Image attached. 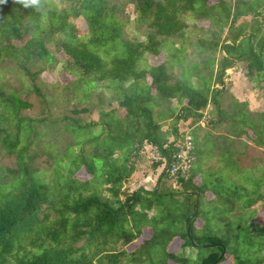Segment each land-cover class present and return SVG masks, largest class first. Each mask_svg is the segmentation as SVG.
I'll return each instance as SVG.
<instances>
[{
    "label": "trees",
    "instance_id": "1",
    "mask_svg": "<svg viewBox=\"0 0 264 264\" xmlns=\"http://www.w3.org/2000/svg\"><path fill=\"white\" fill-rule=\"evenodd\" d=\"M210 1L43 0L37 11L0 0V63L13 62L39 98L33 106L0 83V182L14 188L0 207V264H120L127 256L148 257L150 247L164 240L159 264H264V256L228 252L243 240L264 249V167L239 165L249 143L264 150V111H249L223 80L225 70L238 63L264 95V0ZM248 15L250 22H238ZM78 19L85 20V31L76 27ZM197 22L207 26L188 39ZM128 25L143 38H125ZM51 42L73 76L60 85L63 115L55 117L59 104L39 88L44 69L59 62ZM164 49L176 62L150 64ZM172 102L180 104L178 111ZM33 110L37 114L25 115ZM95 110L96 120L85 119ZM180 121L189 129L182 131ZM62 124L81 139L74 141ZM49 128L60 132L54 138L61 145L36 150L40 143L32 130L44 137ZM186 134L210 143L209 160L200 159L214 172L209 178L191 167L170 175ZM145 145L159 156L153 168L163 165L156 184L121 191ZM193 150L192 145L191 165L199 159ZM68 158L70 166H57ZM249 169L254 186L244 174ZM52 171L57 177L48 192ZM80 171L88 177L80 179ZM168 182L174 186L165 190ZM202 201L216 203L211 214H200ZM145 224L152 230L143 231ZM192 248L205 253L195 257Z\"/></svg>",
    "mask_w": 264,
    "mask_h": 264
},
{
    "label": "rangeland",
    "instance_id": "2",
    "mask_svg": "<svg viewBox=\"0 0 264 264\" xmlns=\"http://www.w3.org/2000/svg\"><path fill=\"white\" fill-rule=\"evenodd\" d=\"M215 1L216 0H211L210 2H215ZM58 3H59V1H58ZM251 18L252 17L248 15V16H245V17H242L241 19H239L238 22L239 23L242 21L250 22ZM75 25L79 29L80 32L86 30L85 20H83V19L76 20ZM192 26L194 27L193 29H191ZM201 26H203L205 28L207 25L204 24L203 22H197L195 24V26L193 24H191L188 32L185 34V37L190 39L191 37H195L196 33L200 35L201 31H199V28ZM124 36L127 39L143 38L141 33H139V32L136 33L132 29V26H130V25L125 27ZM56 39L59 40L60 38L57 37ZM54 45L55 44L53 42H51V44L49 45L50 53H52L56 57V59H58L59 62L57 65L54 64L53 66H49V67L47 65L48 68L44 69V73H42V75H41L42 82L40 83L39 88L41 90H43L48 95L49 100L59 104V107H57L53 110V111H55L54 115H53L55 117V116L63 115L62 111H60L61 103L58 101V98H59L58 96L61 93L60 85L67 81V79H65V78L68 77L71 80L73 78V76H72V73L70 71L63 68V61L66 60V57L62 54L61 51H55ZM188 51L189 52L191 51L190 53H192L193 57H194V54H196V52L193 53V49L190 48L189 46L187 48V52ZM190 53L188 56V60L191 59ZM171 54H172V51H170L169 49H164L162 57L161 56L157 57V58L150 57L149 63L150 64H157L158 62H160L162 59H165V58L169 61L172 60V62L175 63L176 61H175V59H172ZM219 57H220V54L217 53L216 58H219ZM216 65L217 64H215V66ZM179 69H180L179 65H177L176 67L173 68V70L177 71V72L179 71ZM223 80H224L225 87L230 91V93H232L236 97V99H238V101L247 103V109L249 111L254 112V113L264 111V95H263V92H261V90L257 86H255L254 83L245 76L244 69H243L242 65L237 63L234 66L226 69L224 72ZM0 83L3 84L9 90L15 91L19 95V98L27 101L28 103H30L33 106H38L39 98L31 91V87H30L31 81L28 80L25 75L19 74L14 69V63L13 62H10L9 64H4V65H2L0 63ZM214 86L221 88V86L217 85L216 83ZM105 94H108V93H105ZM104 101L108 102L109 98L106 97V99ZM170 105L174 106L177 111L180 108V104H177L176 102H172ZM84 106H87L86 101L82 102L79 105V107H84ZM107 109L108 108L106 107V110ZM35 114H37L35 112V110L25 113V115H28V116L35 115ZM97 118H98V115H97L96 110L94 111L93 114H91V116L85 117V119H92V120H96ZM169 124H170V122L166 121L165 125H163V129L164 130L168 129ZM201 124L203 125L204 122H201ZM178 125L182 131L189 129L187 122L185 123V122L180 121L178 123ZM62 127L64 128L65 132L73 135L74 141L77 142L81 139V137H79L78 132H75L72 130L71 125H65V124L63 125L62 124ZM51 128H54V127H51ZM25 129H24V131H27L28 127L25 126ZM197 132H198V130H196L195 134H197ZM32 133H34L35 140L40 143V145L35 148L36 150H40L41 147L48 146L49 144L57 143V145H61L60 138H57L56 140L54 138V136L57 137V135L60 134V132L53 131V129H50V128L46 129L47 134L44 137H42V133H43L42 130H40V131L32 130ZM195 134H191L192 145H193V149H194L193 153L196 157H199V159L197 158V160H195L192 163L191 168H192L194 174L200 175V178L204 177L206 179V177L209 178V176L212 175L211 173H214V172H213V170L211 171L209 168H206V166H202V161H200V159L209 160L210 156L208 155V151L206 149L210 147V143L207 140V141H205V143L200 144L201 142L199 141V139L196 137ZM90 136L92 138V132H90ZM241 150H242V147H241ZM71 152H73V151H71ZM69 155H71V154H69ZM41 158L45 159L46 156H43V157L41 156ZM40 159H38L40 163L46 164L43 160H40ZM158 159H159V156H158L157 152H155V150L153 148H151V146L145 145L144 148L138 153L137 158L135 159V163H134L135 171H134V173L125 183H123L121 191H125V192L133 191V190L139 188L140 186H142V188L144 187L143 189H145V190L152 189L154 187V185L156 184L158 175L161 172L162 167H163V165H160V167H158L156 170L153 168L152 164H154ZM38 160H36V161H38ZM10 164H12V162H10ZM56 164H57V166L64 168V167L70 166L71 161H70V158H68V160L66 159V161H64V162H62L59 159V160H57ZM239 165L242 168H252L255 166H258L259 168L264 167V150L262 148L257 147L256 145H254L252 143H249L245 148H243L242 155L239 159ZM250 171L251 170L249 169L244 174L246 176V180L248 181V183H252L250 186H254L256 179L251 180V179H254V174L251 173ZM55 177H57V175H56L55 171H52V172H50V174L48 175V177L46 179L48 192H52L54 187H55V183H54V180H56ZM78 177L80 179L84 180L88 177V175L84 171H80L78 173ZM263 177H261L260 179L262 180ZM197 181H198V179H197ZM263 181H264V179H263ZM1 184L2 183L0 182V207L2 206L5 198L8 197L10 192L14 190L12 184H10V185H6V184L4 185L3 184L4 186ZM172 186H174L173 182H168L167 185L165 186V190L169 189V187H172ZM215 188H216V190H217V188L219 189V187H215ZM161 190H164V189H161ZM104 194L108 195L106 192ZM167 198H168L167 196L162 197V201L167 202ZM202 202L203 203L200 206V210H199L200 214H202V212L203 213H209L210 212V214H211L213 211V208L216 207L215 206L216 203L210 204V203H206L204 201H202ZM172 214H173V212H172ZM148 215L150 216L151 213ZM161 218H163V212H160V219L159 220H161ZM257 219H258V221H261L260 216H257ZM210 221L214 222L213 219ZM159 223L161 225V226L158 225L159 228H162L163 226L166 228V222L165 223L159 222ZM200 224H201L200 220L196 221L197 226ZM151 226H153V225H146L145 224L144 225L145 229L143 231H145V230L150 231V229L152 230L153 227H151ZM147 227H149V228H147ZM168 228H170L169 225H168ZM172 228H174V225H172ZM147 235L148 234L145 232V235H143V237H141V238L138 237L136 240H134L133 243L140 242L143 238L147 237ZM156 243L157 244H155L153 247H150V249L148 250V253H149L148 257L146 255L145 257H142L140 260H138L137 258L135 260H132V258L130 256H127V257L122 259L120 264H159L160 261L163 260L162 250H163V248H165L166 243H168V242L166 240H164L162 242H156ZM240 243H241L240 245H234V246L228 247V252L233 253V251L237 250V252L240 253L241 256H243L245 258L246 257L252 258L255 260H256V258L261 259L264 256V249L261 248L259 243H252L251 242L252 244H250L248 242H244V240L241 241ZM180 244H181V242L175 243V245L171 248V250L176 251ZM191 250L194 253L195 257L198 254L203 255L205 253V250H203V249L201 250V249H197V248H192ZM258 250H261L262 253H259ZM192 264H199V261L195 260V262H192ZM223 264H230V263L226 262Z\"/></svg>",
    "mask_w": 264,
    "mask_h": 264
},
{
    "label": "built area",
    "instance_id": "3",
    "mask_svg": "<svg viewBox=\"0 0 264 264\" xmlns=\"http://www.w3.org/2000/svg\"><path fill=\"white\" fill-rule=\"evenodd\" d=\"M192 143L189 135H185L182 140L181 150L176 154L174 162L170 167V175L174 176L178 172L182 174L186 173L190 167L192 162L191 157Z\"/></svg>",
    "mask_w": 264,
    "mask_h": 264
},
{
    "label": "clouds",
    "instance_id": "4",
    "mask_svg": "<svg viewBox=\"0 0 264 264\" xmlns=\"http://www.w3.org/2000/svg\"><path fill=\"white\" fill-rule=\"evenodd\" d=\"M16 2L23 5L24 8H34L40 11L43 0H16Z\"/></svg>",
    "mask_w": 264,
    "mask_h": 264
},
{
    "label": "water",
    "instance_id": "5",
    "mask_svg": "<svg viewBox=\"0 0 264 264\" xmlns=\"http://www.w3.org/2000/svg\"><path fill=\"white\" fill-rule=\"evenodd\" d=\"M187 223H188V220H187ZM189 230H190V226L188 225L187 227V233L189 234Z\"/></svg>",
    "mask_w": 264,
    "mask_h": 264
}]
</instances>
